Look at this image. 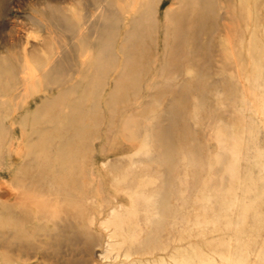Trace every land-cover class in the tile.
I'll list each match as a JSON object with an SVG mask.
<instances>
[{"label": "rangeland", "instance_id": "rangeland-1", "mask_svg": "<svg viewBox=\"0 0 264 264\" xmlns=\"http://www.w3.org/2000/svg\"><path fill=\"white\" fill-rule=\"evenodd\" d=\"M0 128L7 262L264 264V0H0Z\"/></svg>", "mask_w": 264, "mask_h": 264}, {"label": "bare ground", "instance_id": "bare-ground-1", "mask_svg": "<svg viewBox=\"0 0 264 264\" xmlns=\"http://www.w3.org/2000/svg\"><path fill=\"white\" fill-rule=\"evenodd\" d=\"M193 1H195V0H193ZM131 2H133V1H131ZM132 122H134L133 118H128L125 121V126H126V124H129V123H131L133 125ZM3 135L4 134H3V132L1 131V128H0V141H1V138H2ZM73 136H75V134H73ZM67 151H68V153L70 152L68 156L63 157V158H60V157H57V156L55 157V161L56 162L54 163V167H56L57 169H56V171H54V170L51 171V173H53L54 177H53V180H52L51 184L48 186V188H55L53 190L54 191H58L61 194L62 197L60 199H58L56 197L57 199H53L51 201L52 203L50 202L49 199L45 198V196H43L42 198L38 197L39 199L35 198V200H32L30 202V208H31V214H30L31 218L30 219H31V222L33 223V226H39V225L42 226V224H41L42 222H41V219L39 218V214L42 213V211H44V210L55 209L57 211L61 206L69 207V208H71V210L81 209V207H82L81 206L82 203L79 202L78 198H75L74 195L67 196L68 193H76V195L80 193L77 190V188L75 187V185H74L75 183H74L73 179L75 177H77V176H80V175L82 176L81 170L80 169H78V170L75 169L76 168L75 165H76V161H77L76 160L77 156H75L74 154H75L76 151H74V149L73 150L70 149V150H67ZM154 201L152 200V198H147L146 203H148L149 208L154 207L155 205L161 203L160 200L157 201V202H154ZM131 211L133 212L132 214H135L136 210H135L134 207H132ZM2 213H4V212H2ZM149 216H150V219H151L150 223L152 222L154 225H156L157 228H158L157 230H161V229L164 228L165 225L168 224L170 213L168 212V209H167V210H161L160 212L159 211H154ZM10 217H11V215H10ZM12 220H13V217H12ZM7 222H10V221L9 220H5L4 223H7ZM15 226H14L15 227L14 231H15V233L17 235L19 233H21V232H24L25 224H24V222H22V220H17L15 222ZM26 260H27V258H24V259L17 258L14 261V263H12V264H25L24 262ZM0 264H11V263L7 262V260L3 257V254H1L0 255Z\"/></svg>", "mask_w": 264, "mask_h": 264}]
</instances>
